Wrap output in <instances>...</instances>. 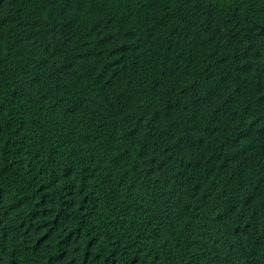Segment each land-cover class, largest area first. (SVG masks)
<instances>
[{"label":"trees","instance_id":"obj_1","mask_svg":"<svg viewBox=\"0 0 264 264\" xmlns=\"http://www.w3.org/2000/svg\"><path fill=\"white\" fill-rule=\"evenodd\" d=\"M0 264H264V0H0Z\"/></svg>","mask_w":264,"mask_h":264}]
</instances>
